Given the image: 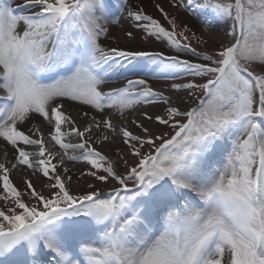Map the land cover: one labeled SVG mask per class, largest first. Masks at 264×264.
Masks as SVG:
<instances>
[{
    "label": "snow or ice",
    "instance_id": "obj_1",
    "mask_svg": "<svg viewBox=\"0 0 264 264\" xmlns=\"http://www.w3.org/2000/svg\"><path fill=\"white\" fill-rule=\"evenodd\" d=\"M0 264H264V0H0Z\"/></svg>",
    "mask_w": 264,
    "mask_h": 264
},
{
    "label": "rangeland",
    "instance_id": "obj_2",
    "mask_svg": "<svg viewBox=\"0 0 264 264\" xmlns=\"http://www.w3.org/2000/svg\"><path fill=\"white\" fill-rule=\"evenodd\" d=\"M17 3H19V0H17ZM146 10L149 11L150 13H152V14L155 15V13H154V11H153V9H152L151 7H150V8H147ZM219 39H220V38H219ZM219 39H212V40H214V41H218ZM145 43H151V44H155V45L160 46L158 43H156V42H154V41H151V40H149V41H147V42H145ZM194 45H195V42H194ZM204 47H205L204 45H201V46L198 48V50H200L201 48H204ZM206 47H207V49H209V50L214 49L215 47H217V43L209 42V44H208ZM163 83H164V82H159V83H157V84H161V85L163 86Z\"/></svg>",
    "mask_w": 264,
    "mask_h": 264
},
{
    "label": "bare ground",
    "instance_id": "obj_3",
    "mask_svg": "<svg viewBox=\"0 0 264 264\" xmlns=\"http://www.w3.org/2000/svg\"><path fill=\"white\" fill-rule=\"evenodd\" d=\"M147 8H150V6L147 7ZM218 31H219L218 28L212 30V32H213L212 39H219V38H220L218 35H216V33H217ZM124 43H125V42H124L123 40H121V44L123 45ZM142 46L145 47V48H149V49H155V48L160 47V46H158V45L151 44V43H144ZM157 83H159V82H157ZM70 166H71V165H70ZM77 166H81V165H79V163H77ZM73 171H75V168H73Z\"/></svg>",
    "mask_w": 264,
    "mask_h": 264
}]
</instances>
